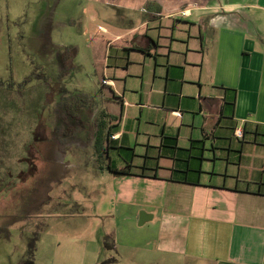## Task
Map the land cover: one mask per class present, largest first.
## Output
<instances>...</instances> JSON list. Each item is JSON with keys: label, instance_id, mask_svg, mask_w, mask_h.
Listing matches in <instances>:
<instances>
[{"label": "crops", "instance_id": "0c3cea01", "mask_svg": "<svg viewBox=\"0 0 264 264\" xmlns=\"http://www.w3.org/2000/svg\"><path fill=\"white\" fill-rule=\"evenodd\" d=\"M87 1L101 15L103 8ZM129 1L103 2L125 10V18L98 25L96 32L103 34L101 66L111 88L102 108L114 116L101 154L94 147L95 126L79 117L71 121L60 96L44 124L30 132L20 174L9 188L32 186L33 137L46 125L38 149L43 169L46 161L47 172L59 167L52 153L66 157L63 148L76 138L91 149L92 167L110 178L111 203L104 213L94 209L96 217L113 222L104 234L110 241L106 264H264V0ZM133 5L151 12L137 10L133 18L126 12ZM38 38L41 52L48 34ZM109 46L116 50L110 67ZM6 50L10 57L9 45ZM31 80L42 85L51 79ZM15 110L20 124L22 111ZM4 123L0 136L9 125ZM236 127L243 139L234 136ZM25 130L15 128V141ZM48 133L58 141L56 150ZM71 158L67 165L81 161ZM109 166L130 174L117 175ZM47 172L35 179L44 193L51 182Z\"/></svg>", "mask_w": 264, "mask_h": 264}, {"label": "rangeland", "instance_id": "374dc122", "mask_svg": "<svg viewBox=\"0 0 264 264\" xmlns=\"http://www.w3.org/2000/svg\"><path fill=\"white\" fill-rule=\"evenodd\" d=\"M94 1L103 8L101 15L95 16L96 5H89L87 0H0V124L9 122L5 135L0 136V264H19L30 243L35 247L34 264H106L110 260L108 237L104 234L113 222L109 217H96L94 209L106 212L113 199V185L106 172L96 171L88 161L92 152L83 139L75 138L72 145L63 148L69 152L66 157L63 151L52 153L59 158V167L47 172L49 163L46 161L43 169L38 156L40 144L46 141L45 130H41L44 125L40 135L33 137L32 186L21 183L9 188L20 174L30 132L55 109L57 98L63 99L60 106L70 118V109L74 110L77 103L84 110L91 109L82 103L86 98L95 115L110 96L111 88L104 81L102 84L106 77L101 66L105 52L100 40L103 34L96 32L98 25L107 27L109 20L120 21L125 10L111 8L109 2L103 4L107 0ZM133 6L130 10H134L126 11L133 18L139 14L137 10L142 11L140 14L151 12ZM91 14L94 17L89 19ZM43 34H48V40L43 39L42 54L37 48L41 46L38 36ZM104 42L108 43V38ZM117 43L121 45L119 40ZM8 45L10 57L6 54ZM65 48L71 50L66 62ZM35 73L43 80L52 74L53 79L39 85L31 80ZM26 77L30 81L22 86ZM48 86L49 104L44 105ZM16 107L22 111L20 124ZM23 118L25 123L21 126ZM10 123L16 125L8 130ZM16 127L26 129L27 134L15 141ZM48 136V145L56 150L57 139L51 133ZM71 155L79 156L81 161L67 165ZM46 172L51 182L45 183L43 190L49 186V191L44 193L40 180L35 179Z\"/></svg>", "mask_w": 264, "mask_h": 264}, {"label": "trees", "instance_id": "16d2710c", "mask_svg": "<svg viewBox=\"0 0 264 264\" xmlns=\"http://www.w3.org/2000/svg\"><path fill=\"white\" fill-rule=\"evenodd\" d=\"M113 49H114L113 47L109 46V51H108V54L106 57L108 67L112 66L111 64H113V61L115 60L111 55L113 53V51L116 52V50H113ZM123 50L128 51L130 49L123 48ZM65 52H66V55H65V57L63 56L64 57L63 60H65V62H66L69 58L68 56H70L69 53L71 52V50H69V48H65ZM66 57H68V58H66ZM64 73H65V70H64V72H61L59 77L63 76ZM34 76H37V74H34ZM104 80L105 79L102 80V84H103ZM27 81L28 80H26L25 82H27ZM110 91H111V89H110ZM86 99H85V102H82V103L88 104L87 107L91 108V109H88V110L85 109L84 110L83 105L80 103H77L74 110L70 109L71 111H73L71 113L72 115H71L70 119H72L71 121H75V119H73V118L77 119V117H79L81 119V121L86 122V124L92 123L91 125L95 126L96 130L92 134L93 140H94V147L96 148L98 153L101 154L100 152H102L105 137L107 134H109L108 132H109L110 127H112L114 125L113 122H111L112 119L114 118V116L109 114L105 108H102V109L98 110V112L95 116L96 118L94 119V121L93 122L90 121V116L93 112V109L91 106L92 103L90 100H88V102H86L87 101ZM89 104L91 107L89 106ZM66 112L69 113L67 110H66ZM263 142H264V134H263ZM108 168L110 171H112L113 173H115L117 175H129L130 174V170L128 168L118 169V168H115L112 166H109ZM109 245H110V241L108 238V247H109ZM34 250H35L34 245L32 243H30L25 259H23L19 264H34V255H35Z\"/></svg>", "mask_w": 264, "mask_h": 264}, {"label": "built area", "instance_id": "2783aa9c", "mask_svg": "<svg viewBox=\"0 0 264 264\" xmlns=\"http://www.w3.org/2000/svg\"><path fill=\"white\" fill-rule=\"evenodd\" d=\"M104 83L107 84V85L109 84V82L106 81V80H104ZM234 136L236 138H238V139H242L243 138V131H242V128L241 127H236L234 129Z\"/></svg>", "mask_w": 264, "mask_h": 264}, {"label": "flooded vegetation", "instance_id": "af4514ba", "mask_svg": "<svg viewBox=\"0 0 264 264\" xmlns=\"http://www.w3.org/2000/svg\"><path fill=\"white\" fill-rule=\"evenodd\" d=\"M36 74V73H35ZM37 76H38V74H37ZM37 76H35V77H37ZM33 79V78H32ZM51 80L53 79V75L51 74V78H50ZM26 80H28L27 82H29L30 81V79H25L24 81H23V84H24V82L26 81ZM26 83V82H25Z\"/></svg>", "mask_w": 264, "mask_h": 264}]
</instances>
